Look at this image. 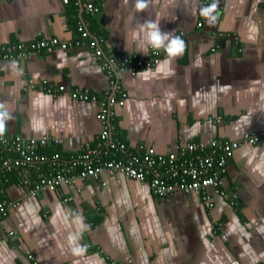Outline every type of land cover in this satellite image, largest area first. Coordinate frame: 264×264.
I'll return each instance as SVG.
<instances>
[{"label":"crops","instance_id":"1","mask_svg":"<svg viewBox=\"0 0 264 264\" xmlns=\"http://www.w3.org/2000/svg\"><path fill=\"white\" fill-rule=\"evenodd\" d=\"M93 24L90 39L104 51L98 63L86 46L32 58L20 50L42 40L72 43ZM155 51L165 52L155 69L118 72L128 97L115 108L114 138L168 154L264 136V0H0V134L58 139L42 152L79 154L102 130L97 115L112 79L106 60ZM43 80L88 89L100 101L27 90ZM101 180L107 185L79 181L35 198L19 181L6 182L20 206L3 221L0 264H31V255L38 264H264V141L236 151L213 210L197 193L166 200L124 175Z\"/></svg>","mask_w":264,"mask_h":264},{"label":"built area","instance_id":"2","mask_svg":"<svg viewBox=\"0 0 264 264\" xmlns=\"http://www.w3.org/2000/svg\"><path fill=\"white\" fill-rule=\"evenodd\" d=\"M65 4L69 0H63ZM208 5L211 0H203ZM90 13H98L99 8L87 4ZM80 39L72 43L57 39L42 40L20 50L28 58L37 53L51 54L58 49L65 53L86 46L94 53V63L104 57V51L97 40L90 39V33L79 28ZM176 43V41H175ZM163 52V51H162ZM162 52H154L148 58L120 56L107 59L103 69L109 76L111 92H107L97 118L102 130L93 144H88L79 154L65 158L61 153L52 155L42 152L49 144L60 145L58 139L25 140L20 136L6 137L0 134V194H4L5 181L12 175L19 179L25 189L26 197H38L44 191L57 192L63 186L74 187L81 182H99L103 175H124L147 186L157 197L170 199L177 193L202 195L208 210L215 208L214 197L225 196L223 189L224 176L229 162L242 146H256L263 143L264 136H247L242 141L213 142L210 146L203 143H189L177 148V151L160 154L152 148L132 150L127 144L114 138L116 134L115 108L125 106L127 94L121 89L118 80L113 77L120 73L136 76L140 72L155 69L161 61ZM171 51H166L170 54ZM165 53V52H163ZM119 73V74H120ZM119 79V77H118ZM27 90L38 91L52 97L67 93L73 101L98 103L100 100L88 89L69 90L65 86H56L47 80L29 82ZM119 94V96H118ZM217 122H221L218 118ZM46 167V170L43 169ZM45 170V171H44ZM232 206H238V195H227ZM6 198V197H5ZM66 199V202L72 201ZM20 206L19 202L4 199L0 202V231L3 221L12 208ZM45 217H48L46 213ZM32 264H38L34 256H29Z\"/></svg>","mask_w":264,"mask_h":264},{"label":"trees","instance_id":"3","mask_svg":"<svg viewBox=\"0 0 264 264\" xmlns=\"http://www.w3.org/2000/svg\"><path fill=\"white\" fill-rule=\"evenodd\" d=\"M93 14H95V13H93ZM89 30V29H88ZM95 30H97L96 29V25L95 24H93V26L91 27V30H89V32H92V31H95ZM93 33V32H92ZM113 80H115V81H117L118 80V77L115 75L114 77H113ZM83 89V88H82ZM74 90V89H73ZM96 95V94H95ZM97 96V95H96ZM98 97V99H99V96H97ZM105 96H103V98H104ZM89 103H93V102H89ZM53 154L54 153H60L59 151H57V152H52ZM43 169H45L46 170V167L45 168H43ZM44 170V171H45ZM226 176V175H225ZM225 176H224V178H225ZM15 181H19V179L16 177V176H11L10 178H8L6 181H5V183L7 182L8 184H11L12 182H15ZM5 186V185H4ZM201 195V194H200ZM8 199V200H10L9 198H8V196L4 193V194H0V202H2L4 199L6 200V198ZM201 197H202V195H201ZM204 203V202H203ZM6 218V217H5ZM31 263V262H30ZM32 264V263H31Z\"/></svg>","mask_w":264,"mask_h":264},{"label":"clouds","instance_id":"4","mask_svg":"<svg viewBox=\"0 0 264 264\" xmlns=\"http://www.w3.org/2000/svg\"><path fill=\"white\" fill-rule=\"evenodd\" d=\"M141 7H142V5H141ZM177 45L179 46V42H177L176 47H177ZM2 130H3V123H2V121H0V131H2Z\"/></svg>","mask_w":264,"mask_h":264},{"label":"snow or ice","instance_id":"5","mask_svg":"<svg viewBox=\"0 0 264 264\" xmlns=\"http://www.w3.org/2000/svg\"><path fill=\"white\" fill-rule=\"evenodd\" d=\"M178 47H179V46L177 45V47H176V48H174V49H173V51L177 50V49H178Z\"/></svg>","mask_w":264,"mask_h":264}]
</instances>
